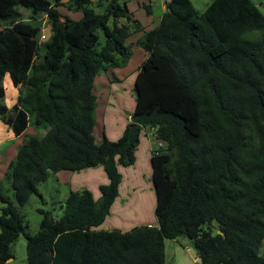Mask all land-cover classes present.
<instances>
[{"label":"trees","instance_id":"trees-1","mask_svg":"<svg viewBox=\"0 0 264 264\" xmlns=\"http://www.w3.org/2000/svg\"><path fill=\"white\" fill-rule=\"evenodd\" d=\"M105 1L97 12L91 0H70L82 11L70 20L55 8L62 0H0V120L15 136L30 124L46 131L25 139L7 166L16 203L50 172L101 165L108 179L98 199L70 190L57 219L41 210L34 234L0 190V264L20 234L25 264H165L166 239L180 236L200 264H264V15L251 0H212L203 12L166 0L145 31L126 0ZM136 32L147 56L131 121L116 140L96 143L94 79L128 60L124 42ZM5 74L19 90L11 110L1 101ZM144 127L166 144L150 158L157 226L100 230L118 195V167L134 163Z\"/></svg>","mask_w":264,"mask_h":264},{"label":"crops","instance_id":"crops-1","mask_svg":"<svg viewBox=\"0 0 264 264\" xmlns=\"http://www.w3.org/2000/svg\"><path fill=\"white\" fill-rule=\"evenodd\" d=\"M165 3L166 0H160L157 5H152L149 9L151 13L153 9L157 12V24L166 10ZM152 23L153 21L147 25H152ZM151 27L153 28V26H149L148 28L144 26V30H150L152 29ZM48 29L50 32L49 27ZM138 46L142 48L140 45ZM142 50L139 49L137 55L132 53L128 60L120 66L100 72L94 79L93 92L96 96L97 104L95 107L93 136L96 143H99L103 137L109 140H116L131 121L135 105L131 103V100H135L134 80L142 62L147 56V52L143 48ZM134 56H136V59ZM126 83L128 85L125 86ZM28 127L29 125L25 131ZM10 130L0 120V132L7 134V140L13 141L15 138L21 136H15ZM165 146V142L157 139L154 128L144 127L142 129L138 144L134 149V163L129 166L118 167L121 173V181L118 195L113 202L114 205L112 204L110 207V211L113 214L109 211V214L98 229L127 231L140 225L157 226V220L154 215L156 197L152 183L150 158L154 151L158 148L164 149ZM18 147L19 144L17 143L12 150V155H16ZM56 176L70 184V190H90L94 199H98L100 196L99 186L108 182L101 165L79 171L60 170L56 173ZM121 189L125 190V193L122 195ZM129 190L132 192H128ZM112 206L116 208L115 211L111 209ZM169 240L175 241L177 238ZM177 253L178 249L176 247L173 249L172 254Z\"/></svg>","mask_w":264,"mask_h":264},{"label":"rangeland","instance_id":"rangeland-1","mask_svg":"<svg viewBox=\"0 0 264 264\" xmlns=\"http://www.w3.org/2000/svg\"><path fill=\"white\" fill-rule=\"evenodd\" d=\"M52 4L55 3L54 0H48ZM160 0H126L127 7L132 13V18L137 19L142 27L155 26L157 24L156 17H158L157 12L153 9L151 13L147 8L150 9L152 5H157ZM212 0H190L192 6L199 12H203L207 5ZM258 6L259 10L264 15V0H251ZM70 0H62V4L56 6L58 13L67 17L70 20H78L82 16V11L80 9L69 8ZM107 1L105 0H91L90 6L93 7L97 12H103ZM148 6V7H147ZM18 9L26 14L27 10L21 6ZM152 25H147L152 22ZM41 25V39L46 40L50 32L48 31L49 21L46 16L42 19ZM152 28V27H151ZM100 35L101 44L104 43V36L100 30H98ZM261 33L254 31L252 36H259ZM142 32H136L131 34L124 42L126 46L130 47L131 54L137 55L139 49L142 50L137 45V40L141 38ZM136 59V56H134ZM128 85L127 83L125 86ZM1 86L4 90V95L1 101L11 110L13 105L17 101V94L19 93L18 88L14 87L10 80L8 74H5L1 81ZM100 97V95H98ZM102 99V98H98ZM131 103L135 104V100H131ZM97 104V102H96ZM115 106V105H114ZM113 106V107H114ZM11 131V130H10ZM45 129L42 127H36L30 124L29 127L21 136L15 138V140H7V134L0 132V190L1 192L10 198L19 208L20 212L24 215V220L28 224V231L34 234L38 231L39 222L42 218L41 210L48 212L49 216L53 219L59 218L64 212V201L71 189V185L66 183L63 179L56 176V173L50 172L48 178L37 185V193H32L26 202L22 205L17 204L14 198L13 190L10 183L6 177L7 166L11 160L15 159L16 155H12V150L18 143H21L27 139L29 136H43L45 134ZM19 148V147H18ZM128 192H132L129 190ZM125 193V190L121 189V195ZM114 205V204H113ZM3 203L0 202V213ZM115 211V207L111 208ZM110 213H112L110 211ZM113 214V213H112ZM166 258L165 264H200L199 258L197 257L196 249L190 239L187 237H177V240L166 239ZM26 240L23 234H20L18 238L10 245V250L12 253L11 259L8 264H25L26 260ZM178 249L177 254H172L174 248ZM260 253L264 255V243L260 248ZM170 258H172L170 260ZM196 258V259H195Z\"/></svg>","mask_w":264,"mask_h":264},{"label":"water","instance_id":"water-1","mask_svg":"<svg viewBox=\"0 0 264 264\" xmlns=\"http://www.w3.org/2000/svg\"><path fill=\"white\" fill-rule=\"evenodd\" d=\"M153 183V182H152ZM153 187H154V184H153ZM154 190H155V188H154ZM214 225L216 226V229H217V233H219V234H223V232H222V230L220 229V225H219V223H218V221L217 220H215L214 221ZM11 258H9V260H10ZM8 260V261H9Z\"/></svg>","mask_w":264,"mask_h":264}]
</instances>
